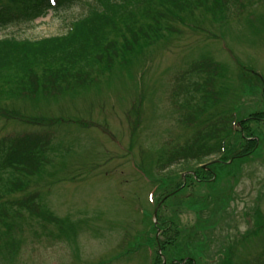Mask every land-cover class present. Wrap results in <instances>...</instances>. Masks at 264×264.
Listing matches in <instances>:
<instances>
[{"label":"trees","instance_id":"obj_1","mask_svg":"<svg viewBox=\"0 0 264 264\" xmlns=\"http://www.w3.org/2000/svg\"><path fill=\"white\" fill-rule=\"evenodd\" d=\"M257 1L56 0L53 6L51 0H0V31L11 29L0 36V120L27 126L0 137L1 260L14 264L17 244L28 240L25 225L32 234H39L36 223L46 237L66 240L79 228L68 216L56 215L43 192L61 181L64 162L54 155L63 145L61 139L54 140L66 124L82 117L66 108L57 115L42 108L81 97L92 103L117 81L126 87L137 84L135 75L142 81L150 78L149 65L159 56H171V47L188 39L191 43L183 50L192 56L172 75L167 97L181 129L189 134L182 143L157 149L152 179L161 191L179 188L176 196L188 188V195L174 206L192 211L194 221L181 225L178 211H172L161 219L164 237L158 243L153 237L143 245L135 235L127 244L131 249L150 248L151 264L162 262L158 246L172 261L169 264H264V205L242 214L248 225L243 232L227 206L245 163L254 159L264 163V78L243 72L232 76L224 62L203 50L207 38L216 39L211 29H227L235 20L243 25L240 34L263 21L264 13L258 9L264 2ZM69 6L80 11L58 34L31 39L13 31L45 17L49 10ZM249 96L257 108L246 107ZM196 183L204 186L203 192L193 191ZM261 196L264 193L258 199Z\"/></svg>","mask_w":264,"mask_h":264},{"label":"rangeland","instance_id":"obj_2","mask_svg":"<svg viewBox=\"0 0 264 264\" xmlns=\"http://www.w3.org/2000/svg\"><path fill=\"white\" fill-rule=\"evenodd\" d=\"M254 2L258 3L257 0ZM252 8L254 5L248 9ZM79 11L80 9L72 7L66 13L76 15ZM62 12L63 10L55 14L49 13L46 17L36 19L32 25L23 26L21 30L13 29V31L19 38L31 39L58 34L64 30ZM260 12H264V8H261ZM260 26L262 30L259 32ZM238 30L231 21L230 29L225 33L223 30V42L216 41L207 46V50L205 48L203 50L214 56L217 53L215 56L217 61L227 63L229 66L230 62L231 68H234L235 64L226 55V51L230 52L236 60L240 59L243 64H246L244 66L249 69L256 68L264 74V16L263 21L256 22L251 31L238 34ZM10 31L11 29L0 31V36ZM191 56L189 50L183 53L177 52L174 62L175 71L177 72L178 66H184ZM161 58L159 56L154 61L149 73L150 78L146 77L143 81L140 77L139 81L137 79L136 83L141 90L138 87L129 86V93H127L128 89L120 86V81H117L116 87L102 89L98 93L100 97H95L92 103L85 97H81L72 103L65 101L63 104L53 103L42 108V110L54 112L55 115L66 108L65 111L77 112L82 117L75 124L71 121L69 122L71 124H66L54 140L56 143L61 139L63 147L70 149L60 154L61 158L58 159L63 161L66 167H75L74 170H77L74 173L79 174L71 181L55 182L50 189L43 192L44 200L56 215L61 218L69 216L73 224L80 221V228L76 229L77 234L71 235L70 239L62 238L54 242L53 239L44 237L36 223H33V226L38 229V235L32 234L29 226L25 225L24 235L28 240L18 242L14 264L98 263L100 259L110 255V248L106 241L112 238L111 232L118 230L116 227L121 226L124 229L132 221L131 227L134 226L136 229L139 227L138 218L141 219L146 208L150 209L149 203H145L149 186L142 178L143 175L130 170L133 166L125 153L127 149L128 155L135 157L143 174L148 176L147 173H150L151 176H156L154 162L158 156L157 149L170 138L169 134L174 129L167 124L168 121L174 123L170 119V113L165 111L159 103L161 94L170 91L172 75L166 72L160 80L161 86L158 89L154 82L158 80L160 71L172 65L174 56ZM245 72L248 74L247 71ZM130 93L138 99L140 94L141 100L137 99L132 105L133 98H129ZM132 106L140 107L139 123L130 122L124 113ZM26 127L16 122L0 120V137L4 134L19 133ZM117 138L120 140L122 149L118 146ZM68 143L69 146L66 147ZM253 163L250 167L251 171L248 168L243 169L247 178L235 187L238 198L229 203V210L234 211L240 219L239 231L248 226L241 217L244 204H252V200L260 189H264V165L260 162ZM156 192L154 191V198H156ZM255 206L256 203L253 202V207ZM179 220L181 224H184L185 221L190 222L192 216L191 214L181 215ZM114 234L116 238L120 235L116 232ZM112 244L114 246V242ZM121 252H117V255L130 254L127 251ZM40 260L44 262L38 263ZM107 263L137 264L135 258L129 260L127 256H124L122 261L117 258L114 263ZM0 264L9 263L1 261L0 258Z\"/></svg>","mask_w":264,"mask_h":264}]
</instances>
